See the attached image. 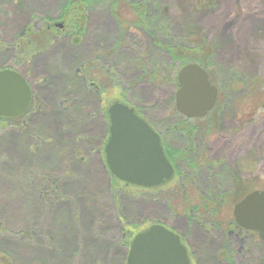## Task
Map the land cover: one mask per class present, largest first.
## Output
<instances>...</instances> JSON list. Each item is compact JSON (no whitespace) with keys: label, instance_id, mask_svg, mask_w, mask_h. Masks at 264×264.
<instances>
[{"label":"rangeland","instance_id":"rangeland-1","mask_svg":"<svg viewBox=\"0 0 264 264\" xmlns=\"http://www.w3.org/2000/svg\"><path fill=\"white\" fill-rule=\"evenodd\" d=\"M65 1L0 0V41L10 48L29 22L56 18ZM163 2L173 6V17L185 21L184 2ZM111 4L112 0L90 4L84 52L60 46L38 54L31 67L20 70L26 73L43 106L22 125L27 130L12 121H0V253L5 255L0 264H123L122 238L128 240L157 223L186 231L185 218L170 208L177 205L176 199L170 206L166 200L175 183L155 192L126 185L111 174L107 177L102 154L91 158L84 154V149H91L92 143L104 137L106 128L103 117L91 113L90 106L102 105L108 110L119 96L127 98L163 133L176 118L169 113L176 111L178 87L158 86L143 78L146 69L140 68V59L129 46L128 40H134L130 35L124 38L126 48L117 55L120 69L107 76L93 66L80 74L83 77L74 76L71 65L95 59L98 38H105L109 49L115 37L122 38ZM194 19L218 46L215 86L229 95L225 80L231 70L244 80L243 85L233 86L237 90L231 99L237 100L211 125L217 128L216 136L198 143H204L210 157L222 163L219 171L228 167L248 180V191H264V108L260 106V93L252 91L255 83L251 78L252 73L264 82V0H217L214 11L203 12ZM16 53L17 50L1 47L0 70L20 68L14 64ZM151 58L152 62L154 58L169 61L167 55ZM92 84L102 90L101 97L90 93L95 90ZM165 136L171 147L181 146L175 137ZM99 147L98 144L95 150ZM43 172L52 173L44 176L50 187L56 182L55 175L61 178V198L52 197L48 205L54 217L38 198L36 185L25 184ZM200 177V182L207 179V169ZM109 184L112 189L106 192ZM224 186L231 188L227 182ZM233 205L229 206V219ZM213 240L208 244L211 252L222 243V234L215 232ZM248 245L247 263L256 264L258 258L264 264V241L258 245L249 241Z\"/></svg>","mask_w":264,"mask_h":264},{"label":"flooded vegetation","instance_id":"flooded-vegetation-1","mask_svg":"<svg viewBox=\"0 0 264 264\" xmlns=\"http://www.w3.org/2000/svg\"><path fill=\"white\" fill-rule=\"evenodd\" d=\"M148 3L150 1L147 0L119 1L118 4H120L121 10H116L119 18L124 22L130 19L127 22L129 25H127L126 33L122 35V38L115 37L110 49L105 46V38H98V49L95 52V59L86 61L77 59L79 62L71 65L74 70V76L83 77L80 74L88 71L93 66H95V69L107 72H115L120 69V60L117 59V55L126 48L124 38L130 35L134 40L130 42L127 39L129 46L132 47L140 59L138 61L140 62L138 63L140 68L149 72L144 78L149 79L148 81L151 82L152 71L154 67L155 69L158 68L153 65L151 58L153 53L166 54L168 51L163 46L160 45L159 47L157 43L154 44L152 35L147 32L146 26L143 25L142 21L136 22L135 20L134 12L138 10L137 5H147ZM87 4L89 2H84V0H66L61 4V10L56 18L47 22L43 19L39 22L35 20L29 22L30 24L26 25L24 31L13 44V48L5 47L6 51H9V49L17 50L13 60L16 59L14 64L16 63L20 67L18 70L12 66L8 67V69L17 72L25 68L28 69L32 63H35V57L38 54L41 55L60 46H66L70 51L84 52V39L88 35L89 13L92 9ZM66 5L69 7H65ZM161 44L165 45L163 42ZM153 45H155V48ZM24 78L28 81L25 76ZM82 81L84 85V79ZM28 84L30 85L29 82ZM92 86L95 85L92 84ZM30 88L33 97V86L31 87L30 85ZM96 88L99 90V86H96ZM101 91H98L99 97H101ZM118 98L111 106L116 103L126 105L133 109L136 115L145 120L160 137L164 154L174 170L173 176L168 183L146 189L155 192L162 188H168L169 185L172 186L175 183V189L167 192L166 200L170 206V203L176 199L177 205L170 206V208L177 216L185 218L186 231L180 232L166 224L157 223V225L163 226L180 238L182 246L187 251L189 264H248V242L251 241L258 245L264 241V234L240 227L235 221L234 214H231L233 218L229 219V209H231L229 206L233 204L228 203V199L232 195L239 197L241 193L243 194V190L246 192L242 199L234 203L235 205L232 208V213H234L235 206L254 190L248 191V186L246 187L248 180L232 169L227 167L223 170L224 172L219 171L218 168L222 163L210 157L211 152L204 143H198V140H209L212 136H216L217 128L211 127V125H214L215 120L219 116L221 117L225 114L224 111H221V113L214 112L218 105L219 89L216 105L210 113L203 118L191 119L185 117L176 109L174 112L175 116L174 113H169L171 118H176L172 120L164 133L147 118L145 113H140L129 99L120 96ZM109 109L110 107L107 112ZM103 116L108 128L109 140V113L108 120L105 119V115ZM215 116L216 118H213ZM208 117H210V120H208ZM165 135L175 137L176 141L181 142V146L171 147L167 144L166 138L168 137ZM204 169H207L208 177L205 181L200 182L198 179L201 178L200 175ZM216 170H218L217 175ZM225 182L229 183L231 188L225 187ZM204 183L207 184L203 185ZM217 231L222 234V243L217 247V251L211 252L208 244H210L209 241L214 242L213 235ZM228 241L231 243V247ZM212 255L214 256L212 257ZM256 264H262L261 259L257 258Z\"/></svg>","mask_w":264,"mask_h":264},{"label":"water","instance_id":"water-1","mask_svg":"<svg viewBox=\"0 0 264 264\" xmlns=\"http://www.w3.org/2000/svg\"><path fill=\"white\" fill-rule=\"evenodd\" d=\"M176 109L187 118H203L218 99V88L199 64L183 66L177 75ZM32 100L28 81L12 69L0 70V118L24 115ZM110 138L105 146L109 172L126 185L152 188L168 183L174 170L160 137L126 105L110 107ZM236 223L264 234V191L248 194L234 208ZM126 264H189L180 238L161 225L138 233L129 248Z\"/></svg>","mask_w":264,"mask_h":264},{"label":"trees","instance_id":"trees-1","mask_svg":"<svg viewBox=\"0 0 264 264\" xmlns=\"http://www.w3.org/2000/svg\"><path fill=\"white\" fill-rule=\"evenodd\" d=\"M100 1L103 0H84V2H89V4H87L89 6H91L90 4H96L97 2ZM119 1L120 0H112V4L110 5L111 6L110 10L112 9V13L119 24V29L122 31L124 35L126 33L125 31L127 30V25H129L127 22H129L130 19L124 22L122 19L119 18V15L116 13L117 7L119 6L118 4ZM147 1H150V3H148L147 5L146 4L137 5L138 10L137 12H134V16L136 17L135 20L136 22L142 21L143 25L146 26L147 32H150V34L152 35L154 44L157 43L159 47L161 45L164 48H166L168 51L166 54L154 53L153 55H159V56L167 55L169 58V61H163V60H158V58H154L153 65L157 66L158 68L155 69L154 67L152 74L150 76L151 82H153V84H156L158 86L171 85L178 87V81H177L178 71L187 64L195 63V64H199L208 72L210 81L212 82L213 85H215L214 84L215 77L213 73H214V68L218 66L217 58H216L218 46L215 40L209 38L208 35L203 33V31L197 25L196 20L195 19L193 20V18L194 16L201 14L203 12L214 11L215 8H217V0H176V2L185 3L184 12L186 14V17H185V21L183 20V22L178 18V16L176 15L175 17L172 16L173 6L166 5L163 2V0H147ZM65 7H69V6L66 5ZM177 9L180 14L181 8L179 5H177ZM77 14L79 15V13ZM161 42L165 43V45H162ZM1 47L5 48V45L3 44L2 41H0V49ZM153 47L155 48V45H153ZM10 48H13V45ZM246 59L247 61H250V57L248 55ZM105 72L106 74L109 73L107 71ZM18 73H20L21 75L27 78L26 73L21 71H18ZM146 74L148 75L149 72L143 73L142 75L143 78L145 77ZM107 76L109 75L107 74ZM251 78L253 84L255 83L252 91L256 90L260 93L262 98L260 106L264 108V82L261 81V79L257 75L252 73H251ZM225 81H227L226 85L228 87L229 95L224 93L222 88L217 87L219 89V100H218L217 109L214 110V112L217 113H221V111L222 112L225 111L226 108L230 105V103L237 100L236 99L233 101V99H231V95L237 90V87H233V86H236V84L243 85L244 80H241V78L238 79L235 74H232V70H231ZM28 82L32 87V84L29 81V79ZM94 89L95 90H92V92L90 93H96L99 96L98 94L99 90L96 88V86H94ZM41 106H43V104L40 99V96L34 93L27 114L12 119L0 118V121L9 120L15 123V125L21 127L24 123L25 124L27 123L28 121L27 118L29 117L30 114H32L33 111L40 112ZM89 111L91 113L97 114L98 116H100L101 119L102 117H104L103 115H105V119L108 120V112L107 110L103 109L102 105L98 108L90 106ZM208 120H210V117H208ZM23 127L25 130H27L26 125L22 126V128ZM108 135H109L108 128L106 127L104 137L101 139L98 138L95 144L92 143L91 149H84V154L89 158H91L96 153L102 154L100 158L105 167V172L107 177L108 175H110V172L108 171V168L106 166L104 147L107 143ZM98 144L100 147L95 150V147H97ZM48 174L50 175L52 173H46V172L38 173L35 176L36 180L32 181L31 183L25 182V184L34 185V186L36 185L35 186L37 189L36 191L39 195L38 198L42 200V204L45 206V210H48L49 214L54 217V212L49 211L48 205L50 204V201L53 198L56 199L61 198L60 185L58 182V179L61 178L60 176L55 175L56 182H54V184L50 187L48 186L47 182L44 181V176L49 177ZM111 185L112 184H109V186L106 188V192H109V188L112 189ZM245 193H246L245 190H243V194L241 193L239 197H235L232 195L228 199V203L231 204L236 203L237 201L243 198V195ZM46 197H49V199ZM133 238L134 237L130 236L128 240L124 238L121 239L122 240L121 247L124 248V251L122 250L123 251L122 254L124 256L123 264H126L129 248ZM4 256H5L4 254L0 253L1 259H3ZM5 259H11V257H5Z\"/></svg>","mask_w":264,"mask_h":264}]
</instances>
